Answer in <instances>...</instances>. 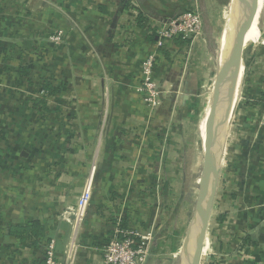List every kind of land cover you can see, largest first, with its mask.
<instances>
[{
  "label": "crops",
  "instance_id": "obj_1",
  "mask_svg": "<svg viewBox=\"0 0 264 264\" xmlns=\"http://www.w3.org/2000/svg\"><path fill=\"white\" fill-rule=\"evenodd\" d=\"M227 1L0 0V264H43L51 240L62 264L73 240L74 264H104L102 249L119 227L153 235L148 264L180 263L191 188L205 165L202 124L225 58L207 14ZM195 12L205 14L203 36L159 53L156 76L170 92L150 112L136 91L142 62L157 50L150 26ZM57 29L68 35L60 47L49 42ZM263 33L244 53L199 264H264ZM41 78L58 91L49 112L32 104ZM93 166V199L74 229ZM32 223L43 236L12 235Z\"/></svg>",
  "mask_w": 264,
  "mask_h": 264
},
{
  "label": "built area",
  "instance_id": "obj_2",
  "mask_svg": "<svg viewBox=\"0 0 264 264\" xmlns=\"http://www.w3.org/2000/svg\"><path fill=\"white\" fill-rule=\"evenodd\" d=\"M130 5L136 6L135 0H129ZM204 15L202 12L185 13L177 18L161 21L150 26L155 35L157 50L148 56L141 64L140 84L136 91L141 95L145 106L150 112L157 111L170 92L164 87L161 79L156 76V66L159 53L176 40H192L203 36ZM68 35L65 30L57 29L49 36V42L60 47L65 44ZM176 80L174 79L173 82ZM182 83V82H181ZM180 83V84H181ZM179 94L180 91L177 90ZM45 94L40 89L32 95V99ZM52 100V98H50ZM96 167L93 166L87 177L82 192L77 198L70 223L74 229L85 220L88 208L93 199ZM76 232V230H75ZM153 235L141 233L134 228H117L109 242L103 247L104 264H148L151 253ZM43 264H62L58 258L56 242L51 240L46 244ZM78 254L75 240L70 241L63 255L64 263L74 264Z\"/></svg>",
  "mask_w": 264,
  "mask_h": 264
},
{
  "label": "water",
  "instance_id": "obj_3",
  "mask_svg": "<svg viewBox=\"0 0 264 264\" xmlns=\"http://www.w3.org/2000/svg\"><path fill=\"white\" fill-rule=\"evenodd\" d=\"M244 0H231L232 24L230 29L229 47L227 49L226 59L223 65L228 63L229 84L227 96L223 95L224 79L221 73L218 76V84L214 105L212 108H218L216 120L213 119L212 127L207 132L206 147L209 149L205 156V165L202 171L198 194L195 201L194 212L188 227L187 236L181 250L179 264H199L201 250L203 245L204 233L211 216L212 205L216 193V181L224 158L227 141L233 121L238 110L244 87V45L245 34H241L240 20L241 6ZM250 6L253 7L251 15L246 20L252 23L251 17L255 10V1L250 0ZM248 27V26H247ZM246 27V29H247ZM243 35V37H241ZM226 57V56H225ZM211 108V109H212ZM220 109V110H219ZM221 109L223 110L221 112ZM214 136V138H213ZM213 138V139H212Z\"/></svg>",
  "mask_w": 264,
  "mask_h": 264
},
{
  "label": "rangeland",
  "instance_id": "obj_4",
  "mask_svg": "<svg viewBox=\"0 0 264 264\" xmlns=\"http://www.w3.org/2000/svg\"><path fill=\"white\" fill-rule=\"evenodd\" d=\"M254 1H255V10H254V12L252 14L253 17H251V18H253L252 20H254L253 25H252V23H249L248 24V21H244L243 24L241 25L242 26L241 27V34H243V33L245 34V31H246V34L244 36L245 37V40L244 39L242 40V42H243L242 44L244 45V48H243L244 49V53L247 50L246 48H251V46L254 47V45H253L254 43H252V42H257V39L260 36V30L261 31H264V0H254ZM230 4H231V0H228L227 3H225L224 6H222V4L220 3L219 4V7L217 8L218 10L215 11L214 15L210 16V15L207 14V16H209V17H211L213 19V23L212 24L210 23V25H212L213 28H217L218 35H219L218 38L222 40V42H221L222 58L225 55L226 57L224 58V61L226 59V62H227V49H228L227 48V36H228L227 33H228V21H229ZM241 9L242 10H245L246 9V7L244 5V1H243V7L241 6ZM204 21H205V14H204ZM257 23L259 24L258 25L259 26V29H260L259 31L256 30ZM251 26H252V28H251ZM246 27H247V29H246ZM222 32L224 33L223 36H222V34H223ZM243 35L241 37H243ZM222 37L224 39H226V40H223ZM219 39H218V41L216 40L217 43H218V46H219ZM246 39H248L251 43L247 44L246 43ZM219 60L220 59L218 58V61ZM222 68H223V71L221 73V76H222V78H226V79H224L225 80L224 81V84L225 83L228 84V78H227L228 77V63H227V65H223L222 64ZM211 110L209 111V108L207 109V111L205 113V116H204L205 119L210 114ZM205 119L203 120V124H202V131H203V133H204L205 126H206V131L209 132V128L206 125ZM204 141H205V144H206L207 143V137L204 138ZM205 148H206L205 151H206V155H207L208 152H209V149L207 147H205ZM199 177H200V175H197L196 180H198ZM190 181H191L190 178H187V182H190ZM198 187L199 186H196L195 187V190H192V188H191V193H193V194H192V197H191V194H190L189 197H190V201L192 199V207H191V210H190V212L188 214V217H189L188 221L191 220L192 215H193V212H194V207H195L194 197H195V200H196V196H197V192L196 191L198 190ZM189 192H190V190H189ZM187 226H188V224H187Z\"/></svg>",
  "mask_w": 264,
  "mask_h": 264
},
{
  "label": "trees",
  "instance_id": "obj_5",
  "mask_svg": "<svg viewBox=\"0 0 264 264\" xmlns=\"http://www.w3.org/2000/svg\"><path fill=\"white\" fill-rule=\"evenodd\" d=\"M258 24V23H257ZM256 30L259 31L258 25H256ZM155 36V35H154ZM246 43H251L248 39H246ZM24 74L29 77V71L24 70ZM30 79V78H27ZM22 80V78H19ZM30 85H33L30 80H28ZM40 90L43 91L45 94L42 96L37 97L36 99L32 100L33 108H38V106L43 107L44 111H50L47 107V100L50 98H54L58 93L57 89L52 85L51 81L47 78H41ZM35 106V107H34ZM12 235L16 238L26 239L32 237H39L43 236V229L39 223H32L27 227L21 228L17 227L12 231Z\"/></svg>",
  "mask_w": 264,
  "mask_h": 264
},
{
  "label": "bare ground",
  "instance_id": "obj_6",
  "mask_svg": "<svg viewBox=\"0 0 264 264\" xmlns=\"http://www.w3.org/2000/svg\"><path fill=\"white\" fill-rule=\"evenodd\" d=\"M244 5H245V7H246V9L245 10H242L241 9V15H240V20H241V22H244V21H246L248 18H249V16L251 15V12H252V10H253V7H251L250 6V0H244ZM243 7V6H242ZM232 10H231V5H230V9H229V21H228V36H227V48L229 47V38H230V29H231V24H232V12H231ZM256 33V32H255ZM243 54H244V52H243ZM229 78H228V84H229ZM228 84L227 83H225L224 84V86H223V95L224 96H227V88H228ZM218 108H219V106H217V108L215 107V108H212V110H211V112H210V114L207 116V119H206V125L208 126V128H209V136H210V134H211V132H210V128L212 127V124H213V119L214 120H216V116H218L217 115V111H218ZM220 110V109H219ZM224 110V109H223ZM222 109H221V112L223 111ZM213 138H214V136H213ZM212 138V139H213Z\"/></svg>",
  "mask_w": 264,
  "mask_h": 264
}]
</instances>
